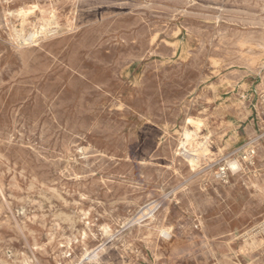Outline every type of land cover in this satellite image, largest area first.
I'll return each instance as SVG.
<instances>
[{
  "label": "rangeland",
  "instance_id": "1",
  "mask_svg": "<svg viewBox=\"0 0 264 264\" xmlns=\"http://www.w3.org/2000/svg\"><path fill=\"white\" fill-rule=\"evenodd\" d=\"M79 1L0 0V264H264V0Z\"/></svg>",
  "mask_w": 264,
  "mask_h": 264
},
{
  "label": "bare ground",
  "instance_id": "2",
  "mask_svg": "<svg viewBox=\"0 0 264 264\" xmlns=\"http://www.w3.org/2000/svg\"><path fill=\"white\" fill-rule=\"evenodd\" d=\"M75 1V0H74ZM79 1V0H78ZM102 1V0H101ZM156 1H159V0H156ZM227 1V0H226ZM3 2V1H2ZM71 2V1H70ZM80 2V1H79ZM86 2V1H85ZM95 2V1H94ZM162 2V1H161ZM186 2V1H185ZM219 2V1H218ZM217 2V3H218ZM228 2V1H227ZM252 2V1H251ZM264 2V1H263ZM69 3V2H68ZM74 3V2H73ZM78 3V2H77ZM83 3H84V1H83ZM87 3V2H86ZM91 3V2H90ZM96 3V2H95ZM101 3V2H100ZM105 3V2H104ZM171 3V2H170ZM174 3V2H173ZM188 3V1L186 2V4ZM255 3V2H254ZM259 3V2H258ZM262 3V2H261ZM61 4V3H60ZM82 4V3H81ZM80 4V5H81ZM123 4V3H122ZM175 4V3H174ZM198 4V3H197ZM220 4V3H219ZM231 4V3H230ZM264 4V3H263ZM47 5V4H46ZM57 5V4H56ZM59 5V4H58ZM177 5H178V3H177ZM181 5H182V3H181ZM240 5V4H239ZM66 6H67V4H66ZM69 6H71V5H69ZM185 6V5H184ZM234 6V5H233ZM259 6V5H258ZM49 7V6H48ZM159 7H161V6H159ZM192 7V6H191ZM201 6H199V8H200ZM33 8V7H32ZM165 8V7H164ZM195 8H197V7H195ZM263 9H264V7H262ZM204 9V8H203ZM160 10H162V9H160ZM171 10V9H170ZM175 10V9H174ZM225 10V9H224ZM228 10V9H227ZM231 10V9H230ZM37 11H38V9H37ZM165 11V10H164ZM205 11V10H204ZM175 12V11H174ZM157 13V12H156ZM163 13V12H162ZM180 13V12H179ZM192 14V13H191ZM27 15V14H26ZM176 15V14H175ZM185 15V14H184ZM183 15V16H184ZM193 15V14H192ZM186 16V15H185ZM190 16V15H189ZM195 16V15H194ZM53 17V16H52ZM158 17V16H157ZM159 17H161V16H159ZM188 17V16H187ZM191 17V16H190ZM202 17V16H201ZM206 17V16H205ZM211 17V16H210ZM200 18V17H199ZM204 18V17H203ZM202 18V19H203ZM215 18V17H214ZM234 18V17H233ZM158 19V18H157ZM160 19V18H159ZM207 19V18H206ZM216 19V18H215ZM53 20V19H52ZM139 20V19H138ZM169 20V19H168ZM220 20V19H219ZM75 21V20H74ZM78 21V20H77ZM199 21V20H198ZM52 22V21H51ZM88 22V21H87ZM48 23V22H47ZM50 23V22H49ZM78 23V22H77ZM133 23V22H132ZM202 23V22H201ZM206 23V22H205ZM5 24V23H4ZM226 24V23H225ZM176 25V24H175ZM260 25V24H259ZM47 26V25H46ZM95 26V25H94ZM3 27H5V26H3ZM136 27V26H135ZM164 27V26H163ZM231 30V29H230ZM264 30V29H263ZM56 31V30H55ZM123 31V30H122ZM259 31V30H258ZM219 33V32H218ZM72 34V33H71ZM9 35V34H8ZM218 35V34H217ZM238 36V35H237ZM35 36L33 35L32 36V38H34ZM73 37V36H72ZM197 37V36H196ZM63 38V37H62ZM264 38V37H263ZM78 39V38H77ZM261 39V38H260ZM261 40H263V39H261ZM74 41V40H73ZM250 41V40H249ZM258 42H261V41H258ZM262 44V43H261ZM126 45V44H125ZM170 45V44H169ZM174 45V44H173ZM236 45V44H235ZM95 46V45H94ZM26 47H28V46H26ZM138 47V46H137ZM170 47V46H169ZM50 48V47H49ZM139 48V47H138ZM239 48V47H238ZM91 49V48H90ZM139 50H141L140 48H139ZM87 51V50H86ZM46 54V53H45ZM47 56H48V54H46ZM238 55V54H237ZM236 55V56H237ZM20 56V55H19ZM50 56V55H49ZM121 56V55H120ZM68 57V56H67ZM118 57V56H117ZM118 58H120V57H118ZM128 59V58H127ZM131 59V58H130ZM133 59V58H132ZM67 60V59H66ZM129 60V59H128ZM115 61V60H114ZM24 62V61H23ZM67 63H68V60L66 61ZM215 62V61H214ZM118 63V62H117ZM61 64V63H60ZM217 64V63H216ZM23 65V64H22ZM24 65H25V63H24ZM58 68H59V66H57ZM61 67H63V66H61ZM107 67V66H106ZM65 68V67H64ZM177 68V67H176ZM24 69V68H23ZM107 69V68H106ZM48 71V70H47ZM64 71H65V69H64ZM244 71H246V70H244ZM35 73V72H34ZM44 73V72H43ZM33 74V73H32ZM183 74V73H182ZM12 75H14V74H12ZM27 75V74H26ZM34 75H36V74H34ZM11 76V75H10ZM28 76H29V73H28ZM32 76V75H31ZM7 77V76H6ZM8 78H10V77H8ZM12 78V77H11ZM10 78V79H11ZM17 78H19V77H17ZM179 78V77H178ZM21 79V78H20ZM12 81H13V79H12ZM32 81H33V79H32ZM9 82V81H8ZM19 82V81H18ZM17 82V83H18ZM1 83V82H0ZM16 85V84H15ZM20 85V84H19ZM29 86V85H28ZM67 87V86H66ZM257 87H259V86H257ZM42 90V89H41ZM101 91V90H100ZM90 92V91H89ZM237 94V93H236ZM239 95V94H238ZM82 96H83V94H82ZM87 96V95H86ZM34 97V96H33ZM41 97H42V95H41ZM243 97V96H242ZM44 98V97H43ZM112 98V97H111ZM46 100V99H45ZM59 101V100H58ZM118 102V101H117ZM142 102V101H141ZM147 102V101H146ZM19 103V102H18ZM59 103V102H58ZM49 105V104H48ZM14 106V105H13ZM50 106V105H49ZM244 107V106H243ZM31 108H33V106L31 107ZM18 110V109H17ZM244 112H246V111H244ZM160 114V113H159ZM15 116V115H14ZM17 116V115H16ZM79 116V115H78ZM213 118V117H212ZM65 121V120H64ZM114 123V122H113ZM42 124H43V121H42ZM57 124V123H56ZM20 126V125H19ZM38 126V125H37ZM12 127V126H11ZM41 127V126H40ZM117 128V127H116ZM120 128V127H119ZM157 128V127H156ZM13 129V128H12ZM19 129V128H18ZM158 129V128H157ZM200 129H201V126H200V124H198V126H197V129H195L194 131H186L185 133H184V139H183V147L184 148H186L187 149V144L189 143V140H190V138H191V136H192V134H198V131H200ZM20 130V129H19ZM163 132V131H162ZM251 133H252V131H251ZM255 133V132H254ZM4 134H6V133H4ZM253 134V133H252ZM30 135V134H29ZM42 135V134H41ZM1 136V135H0ZM20 136V135H19ZM252 136V135H251ZM10 137V136H9ZM77 137V136H76ZM21 138V137H20ZM29 138V137H28ZM39 138V137H38ZM172 139V138H171ZM234 139V138H233ZM9 140V139H8ZM22 141V140H21ZM27 143V142H26ZM2 144V143H1ZM9 145H10V143H8ZM29 144V143H28ZM127 144H128V142H127ZM14 145V144H13ZM16 145V144H15ZM3 146V145H2ZM25 147V146H24ZM38 148V147H37ZM42 148V147H41ZM53 148V147H52ZM200 149H201V151L203 152V153H206L207 151H208V149H207V147H206V144H204V145H201V147H200ZM33 150V149H32ZM46 150V149H45ZM94 150V149H93ZM253 151V150H252ZM7 152V151H6ZM54 152V151H53ZM182 152V151H181ZM194 152V151H193ZM198 151L197 150H195V153H197ZM9 153V152H8ZM35 153H36V151H35ZM55 153V152H54ZM33 154V153H32ZM176 154H178V153H176ZM53 155V154H52ZM59 155V154H58ZM39 156V155H38ZM50 156V155H49ZM56 156V155H55ZM192 156V155H191ZM19 157V156H18ZM26 157H28V156H26ZM35 157H36V155H35ZM62 157V156H61ZM183 157V156H182ZM20 158V157H19ZM18 158V159H19ZM264 158V157H263ZM2 159L4 160V158L2 157ZM31 159V158H30ZM70 159V158H69ZM183 159V158H182ZM189 159H190V163L192 164V165H194L195 164V156L193 155L192 157H189ZM21 160V159H20ZM184 161V160H183ZM8 162V161H7ZM24 162V161H23ZM30 162V161H29ZM43 162H44V159H43ZM46 162V161H45ZM128 162V161H127ZM58 163V162H57ZM139 163V162H138ZM47 165V164H46ZM136 165V164H135ZM150 165V164H149ZM3 166V165H2ZM24 166V165H23ZM54 166V165H53ZM186 166H188V165H186ZM25 167V166H24ZM51 167V166H50ZM185 167V166H184ZM44 168V167H43ZM46 168V167H45ZM49 168V167H48ZM57 168V167H56ZM163 168V167H162ZM189 168V167H188ZM229 168L233 171V172H236L237 170H239L240 168H239V164L237 163V162H235V163H230L229 164ZM38 169V168H37ZM139 170V169H138ZM192 170V169H191ZM204 170V169H203ZM6 171H8V170H6ZM22 171V170H21ZM65 171V170H64ZM230 171V170H229ZM10 172V171H9ZM32 172V171H31ZM33 173V172H32ZM71 173V172H70ZM103 173V172H102ZM155 173V172H154ZM1 174H3V173H1ZM0 174V175H1ZM69 175V174H68ZM2 176V175H1ZM8 176V175H7ZM15 176V175H14ZM14 176H13V179H14ZM141 176V175H140ZM218 176V175H217ZM216 176V177H217ZM20 177V176H19ZM46 178V177H45ZM139 179V178H138ZM180 179V178H179ZM258 179V178H257ZM24 180V179H23ZM34 180V179H33ZM46 180H48L47 178H46ZM83 180V179H82ZM175 180V179H174ZM15 181V180H14ZM14 181H13V183H14ZM36 181V180H35ZM50 182V181H49ZM26 183V182H25ZM10 184H11V181H10ZM42 184V183H41ZM138 184V183H137ZM251 184V183H250ZM38 185V184H37ZM55 185V184H54ZM82 185L83 184H81V187H82ZM51 186V185H50ZM75 186V185H74ZM28 187H30L29 186V184H28ZM3 188V187H2ZM31 188V187H30ZM85 188V187H84ZM91 188H94V187H91ZM102 188V187H101ZM28 189V188H27ZM200 189V188H199ZM92 190H94V189H92ZM3 191V190H2ZM54 191H56V190H54ZM51 192H53V190L51 191ZM11 194V193H10ZM55 194V193H54ZM153 194V193H152ZM59 196V195H58ZM250 196V195H249ZM10 197H11V195H10ZM21 199V198H20ZM19 199V200H20ZM96 199V198H95ZM22 201V200H21ZM20 201V202H21ZM1 202V201H0ZM5 202H6V200H5ZM110 205H111V203H110ZM251 206L249 205V208H250ZM147 210V209H146ZM148 211V210H147ZM150 211V210H149ZM142 212V211H141ZM97 215V214H96ZM143 215V214H142ZM18 218V217H17ZM25 219V218H24ZM34 219V218H33ZM36 219V218H35ZM20 221V220H19ZM29 221V220H28ZM22 223V222H21ZM23 224V223H22ZM5 225V224H4ZM9 225V224H8ZM6 226V225H5ZM2 228V227H1ZM201 228V227H200ZM9 229V228H8ZM101 229H103V227L101 228ZM28 230V229H27ZM13 231V230H12ZM104 231V230H103ZM164 232V231H163ZM166 232V231H165ZM168 233V232H167ZM166 233V234H167ZM33 234H35V233H33ZM58 234V233H57ZM230 235V234H229ZM29 236V235H28ZM163 236V235H162ZM232 237V236H231ZM31 238V237H30ZM33 238V237H32ZM169 240V239H168ZM1 241V240H0ZM123 241V240H122ZM33 242V241H32ZM54 242V241H53ZM1 243V242H0ZM2 243H3V241H2ZM35 243V242H34ZM165 243H166V241H165ZM229 245V244H228ZM226 246V245H225ZM230 247V246H229ZM220 249H221V247H220ZM228 249V248H227ZM36 250V249H35ZM34 250V251H35ZM38 250V249H37ZM44 250V249H43ZM42 250V251H43ZM166 250V249H165ZM222 250H223V248H222ZM231 250V249H230ZM40 251V250H39ZM45 252V251H44ZM108 252V251H107ZM86 253V252H85ZM92 255V254H91ZM104 255V254H103ZM217 255H219V254H217ZM86 256V255H85ZM88 256V255H87ZM213 256V255H212ZM89 257V256H88ZM234 257V256H233ZM249 257H251L250 255H249ZM98 258V257H97ZM204 259V258H203ZM169 260V259H168ZM213 260V259H212ZM225 260V259H224ZM227 260V259H226ZM205 261V260H204ZM229 261V260H228ZM125 262V261H124ZM122 263V262H121ZM200 263V262H199ZM223 263V262H222ZM229 263H231V262H229ZM27 264V263H26ZM107 264V263H106ZM174 264V263H173ZM225 264V263H224ZM235 264V263H234Z\"/></svg>",
  "mask_w": 264,
  "mask_h": 264
}]
</instances>
